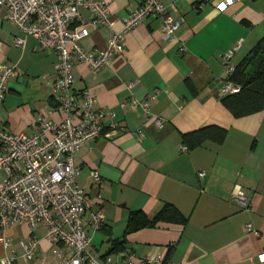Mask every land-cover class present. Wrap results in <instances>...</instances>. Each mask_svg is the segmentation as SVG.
Listing matches in <instances>:
<instances>
[{"label": "crops", "instance_id": "obj_1", "mask_svg": "<svg viewBox=\"0 0 264 264\" xmlns=\"http://www.w3.org/2000/svg\"><path fill=\"white\" fill-rule=\"evenodd\" d=\"M97 1L106 3L117 31L139 3ZM161 1L173 19L183 20L173 41L161 37V20L151 18L124 37L121 53L100 71L79 63L72 67L73 91L89 90L95 109L106 114L104 132L111 125L125 130L74 155L80 170L77 183L89 198L100 196L104 215L95 230L91 211L85 214L88 250L97 261L109 258L112 264H125L129 255H162V264H258L257 256L264 255V107L241 118L224 108L220 89L226 74L220 56L241 40L232 57L236 67L264 37V0H238L222 13L215 8L218 0ZM80 12L84 20L91 18L88 11ZM5 15L0 8V64L15 66L19 73L7 83L0 122L11 134L30 135L35 116L62 119L51 95L57 56L40 51ZM109 34L98 27L81 46L101 50ZM14 37L24 38L23 49L14 45ZM132 82L136 84L129 91L126 86ZM155 92L147 112L129 105L131 99L143 102ZM207 127L225 130L224 141L190 148L185 137ZM182 145L187 152L180 151ZM90 171L98 172L99 187L91 186ZM5 177L0 171V184ZM238 192L247 197V209L236 200ZM166 204L186 218L184 225L159 223L125 234L132 212L151 219ZM246 224L259 235L246 232ZM30 239L38 242V249L25 262L21 244ZM55 249L65 256L63 246L49 242L42 227L14 224L0 229V264L12 257L17 264H57Z\"/></svg>", "mask_w": 264, "mask_h": 264}, {"label": "built area", "instance_id": "obj_2", "mask_svg": "<svg viewBox=\"0 0 264 264\" xmlns=\"http://www.w3.org/2000/svg\"><path fill=\"white\" fill-rule=\"evenodd\" d=\"M237 1L218 0L215 8L222 13ZM0 8L6 10L5 18L25 37L35 40L40 51H52L57 56L51 95L62 115L59 122L43 115L35 116L31 122L35 132L30 135L11 134L0 122V171L6 175L0 184V229L6 230L14 224H26L30 229L44 228L48 241L59 243L65 249L63 257L54 250L59 257L57 264H112L109 258L97 261L88 250L91 239L83 225L85 214L91 211L90 225L95 230L102 225L104 215L99 205L100 196L96 194L91 199L78 185L80 170L75 165L74 155L101 137L109 138L125 130L111 125L110 132H104L106 114L95 109L89 90L73 91L72 67L79 63L92 72L100 71L121 53L124 37L151 18L161 20V37L173 41L183 20L173 19L161 0H139L137 8L121 19L122 27L118 31L113 27L106 3L97 0H0ZM81 10L90 13L88 21L81 16ZM98 27L110 32L105 47L84 50L81 41ZM13 43L22 49L25 46L21 37H14ZM240 45L241 40L220 56L226 74L220 89L223 96L239 91L229 78L235 69L232 57ZM184 50L183 46L181 51ZM18 73L15 66L0 64V105L7 92V83ZM135 84L129 83L126 88L132 91ZM156 94L149 95L143 102L131 99L129 105L133 110L140 107L147 112ZM156 125L160 128L162 123L156 121ZM179 149L188 151L183 145ZM199 176L203 177V173ZM89 178L91 186L99 187L101 180L97 171H90ZM236 200L247 209L248 199L242 192L236 194ZM245 231L259 235L250 224L245 225ZM21 247L23 260L28 262L36 255L38 242L30 239ZM262 256H257L258 264H264ZM162 262V255L143 259L129 255L125 258V264ZM1 264H17V260L5 258ZM249 264L254 263L250 261Z\"/></svg>", "mask_w": 264, "mask_h": 264}, {"label": "trees", "instance_id": "obj_3", "mask_svg": "<svg viewBox=\"0 0 264 264\" xmlns=\"http://www.w3.org/2000/svg\"><path fill=\"white\" fill-rule=\"evenodd\" d=\"M229 80L239 87V91L235 94L222 96L221 103L234 118L248 116L263 109L264 37L252 49L248 57L235 67ZM225 135L223 129L207 127L187 135L185 140L188 141L190 148H194L208 140L222 143ZM159 223L184 225L186 218L174 206L169 204L164 205L151 219L142 212H132L127 220L125 234L141 229L154 228Z\"/></svg>", "mask_w": 264, "mask_h": 264}, {"label": "snow or ice", "instance_id": "obj_4", "mask_svg": "<svg viewBox=\"0 0 264 264\" xmlns=\"http://www.w3.org/2000/svg\"><path fill=\"white\" fill-rule=\"evenodd\" d=\"M229 2H231V0H229ZM220 7H221V8H223V7H224V5H223V4H221V5H220ZM261 259H264V256H262V257H261Z\"/></svg>", "mask_w": 264, "mask_h": 264}]
</instances>
